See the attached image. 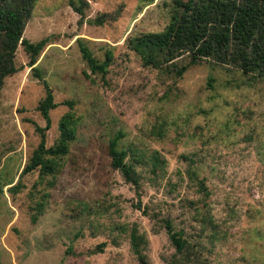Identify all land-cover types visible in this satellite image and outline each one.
Here are the masks:
<instances>
[{"label":"rangeland","instance_id":"obj_1","mask_svg":"<svg viewBox=\"0 0 264 264\" xmlns=\"http://www.w3.org/2000/svg\"><path fill=\"white\" fill-rule=\"evenodd\" d=\"M70 1L38 0L23 35L33 43L49 39L36 66L61 105L50 113L47 146L68 112L78 119L55 180H42L39 170L21 176L40 142L33 122L46 126L37 111L45 90L21 46L16 65L24 68L0 94V261L264 264V79L211 60L178 76L187 56L159 70L144 66L129 40L163 31L171 0H83V16ZM104 14L110 17L97 25ZM79 38L100 62L113 54L106 83L91 74ZM119 133L139 194L112 166L109 142ZM133 152L141 160H132ZM155 152L166 160L162 173L151 171ZM166 220L187 242L183 251ZM134 231L144 239L141 257Z\"/></svg>","mask_w":264,"mask_h":264},{"label":"trees","instance_id":"obj_2","mask_svg":"<svg viewBox=\"0 0 264 264\" xmlns=\"http://www.w3.org/2000/svg\"><path fill=\"white\" fill-rule=\"evenodd\" d=\"M37 1L0 0V94L5 80L24 68L16 65V54L21 46L29 57L26 66L40 80L45 90V97L39 102L37 111L46 122L45 127L33 122L35 131L40 135V142L21 176L39 170L42 180L49 176L55 180L63 168V159L70 153L71 145L76 139L78 119L68 112L59 123L58 140L52 147L47 146V132L52 126L50 113L61 104L55 102L49 83L36 66L49 39L33 43L23 38L27 20L31 17ZM79 1V5H76L71 0L70 5L76 13L83 16L86 3ZM103 16L94 22L103 25L110 15ZM77 42L91 74L101 76L102 82L106 83L113 54L106 53L105 60L100 62L81 38ZM128 45L140 57L144 66L158 70L174 65L176 60L187 56L190 59L189 64L177 71L178 76H182L189 66L211 60L218 65L237 68L245 75H256L264 79V0H171L169 22L164 30L131 38ZM85 77L90 79L87 73ZM63 105L73 108L74 104L66 101ZM158 133L162 135V130ZM122 137L119 133L109 142L112 166L121 172L126 182L132 184L139 194V175L133 161L127 162L128 151L118 148ZM133 153L132 160H141L142 154ZM149 161L154 174L164 172L166 160L158 152L151 155ZM191 175L197 177V172L191 171ZM53 183L50 182V185ZM9 191L16 194L19 186H13ZM3 193L4 189L0 184V196ZM37 208V214L41 215L43 204L40 203ZM36 220L37 217H34L33 222ZM164 223L177 252L183 251L187 242L182 234L174 231L169 220ZM143 242V237L134 231L132 244L135 253L140 257V245ZM102 247L104 244L99 246V251H102ZM0 264L3 263L0 261Z\"/></svg>","mask_w":264,"mask_h":264}]
</instances>
